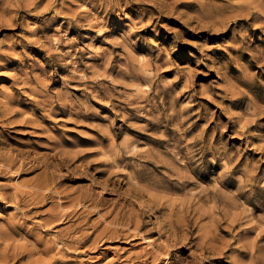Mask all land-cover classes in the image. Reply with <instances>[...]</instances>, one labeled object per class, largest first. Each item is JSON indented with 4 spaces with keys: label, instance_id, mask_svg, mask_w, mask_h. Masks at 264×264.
Returning <instances> with one entry per match:
<instances>
[{
    "label": "rangeland",
    "instance_id": "1",
    "mask_svg": "<svg viewBox=\"0 0 264 264\" xmlns=\"http://www.w3.org/2000/svg\"><path fill=\"white\" fill-rule=\"evenodd\" d=\"M263 8L0 0V264H264ZM246 183L220 254L169 238L167 198Z\"/></svg>",
    "mask_w": 264,
    "mask_h": 264
},
{
    "label": "bare ground",
    "instance_id": "2",
    "mask_svg": "<svg viewBox=\"0 0 264 264\" xmlns=\"http://www.w3.org/2000/svg\"><path fill=\"white\" fill-rule=\"evenodd\" d=\"M264 8L259 9L258 11H249L247 16L249 20H261L264 18ZM207 163V161H203ZM192 173H196L197 168L195 166L188 167ZM187 178V183H190L189 176H185ZM174 180V179H173ZM182 178L179 177L176 183L172 184L171 189L179 190L176 186L177 184H184L185 181L181 182ZM232 177L228 175L227 178L221 181V186L228 187L231 185ZM172 181V179H170ZM249 182L255 181L254 177L248 178ZM249 183H246L240 186L236 193L231 195L227 194L221 189H205L202 197L199 198V201L203 200V202L212 203L208 208H193L191 202L187 205V202L181 201L178 202L176 198H167V201H170L169 204V218L166 220V225L169 227L168 231H170L169 238H172L178 241H192V237H190V232L193 230V222H195L196 226L199 225L201 220L209 218L210 221L202 226L200 229H204V233L199 242H196V245L200 247L204 252L220 254L221 250L219 247L211 244V242L215 241L218 234L222 233H232L233 229L236 227V224L241 220L240 214L232 213V207H238V199L241 200L243 198L242 204L245 203H253L254 197H256L257 193H253V185L250 188L245 189ZM157 185H154L156 187ZM143 192V193H142ZM150 189L142 188L139 190V193H135V197H142L144 193H148L150 197L158 198L159 200L166 199L165 196H158L153 193ZM248 192H250L248 194ZM133 196V195H132ZM82 200H80V203ZM218 214V215H217ZM67 216L71 215L65 214ZM196 215H198L196 217ZM224 224H227L226 227H223ZM195 226V225H194ZM202 227V228H201ZM228 235V234H227ZM5 259H9V256L5 255ZM17 257L13 256L15 259Z\"/></svg>",
    "mask_w": 264,
    "mask_h": 264
}]
</instances>
